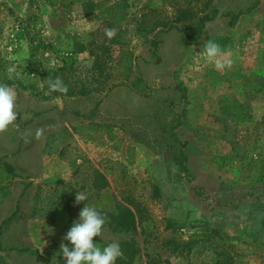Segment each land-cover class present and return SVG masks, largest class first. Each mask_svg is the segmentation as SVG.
I'll return each mask as SVG.
<instances>
[{
    "label": "rangeland",
    "instance_id": "obj_1",
    "mask_svg": "<svg viewBox=\"0 0 264 264\" xmlns=\"http://www.w3.org/2000/svg\"><path fill=\"white\" fill-rule=\"evenodd\" d=\"M212 9L223 17L186 46ZM218 36L234 44L223 72L200 55ZM141 76L160 134L141 135ZM57 77L66 95L49 91ZM0 83L18 112L0 131V264H66L84 203L106 219L94 241L119 242L116 264H264V0H0ZM141 136L187 168L178 194L151 165L141 176Z\"/></svg>",
    "mask_w": 264,
    "mask_h": 264
},
{
    "label": "clouds",
    "instance_id": "obj_2",
    "mask_svg": "<svg viewBox=\"0 0 264 264\" xmlns=\"http://www.w3.org/2000/svg\"><path fill=\"white\" fill-rule=\"evenodd\" d=\"M200 55L205 58L206 63L212 64L221 72L230 68L233 63L230 58H225L228 53L212 39H207L203 43ZM48 89L65 95L68 93L67 85L59 77L49 81ZM15 100V89L0 83V131L6 130L17 119ZM87 199L85 193H76V203H84ZM105 223V216L96 207L84 203L78 219L63 237L68 243L60 245V253L66 258V264H116L117 259L122 256L119 242L114 241L103 247L99 243H94L95 237H101Z\"/></svg>",
    "mask_w": 264,
    "mask_h": 264
},
{
    "label": "crops",
    "instance_id": "obj_3",
    "mask_svg": "<svg viewBox=\"0 0 264 264\" xmlns=\"http://www.w3.org/2000/svg\"><path fill=\"white\" fill-rule=\"evenodd\" d=\"M141 73L145 74V71L142 68H141ZM141 84H142L141 85V135H143L144 133H147V132H154V131L157 134H160V132L163 131V128H161L160 122H156V120H155L156 115L154 114L155 113L154 110L152 108H150L149 111H145L144 108L142 109V107L145 106L146 103L151 104V102L155 99V95H154V93H151L150 91H148L147 93L142 92V90H146V88L148 90H150L149 87L151 88L149 80H147L144 76H141ZM142 86H143V89H142ZM188 125L189 124H184L182 127L183 128L182 130L188 132L189 131ZM165 131H168V130L165 129ZM179 132L180 131L178 129L175 130V133H179ZM150 141H155L154 144L159 149H163V150L165 149L163 156L165 157L166 160L164 162L163 160L160 159L161 158L160 155L158 157L157 156L154 157L152 152L147 151L148 146L153 147V145H148L146 143V141L141 136V145H140V143L133 144L134 147L141 149V156L138 154L136 155L137 156L136 158L139 157V159H140V157H141V176H145L144 170L149 165H151V167H152L150 169L151 176H173V177H171L172 178L171 187L173 188L174 192H177V194H178V192H179L178 185H184L183 181L185 183H187L185 179L180 178L182 176H188V174L186 173L187 168H185V172L183 171V173L178 172L175 163L172 162L171 156L168 155V153L166 151L171 147V144L169 142L164 141L163 138L160 136L157 138V140L155 137V138H153V140L151 138ZM167 164H169V165H167ZM260 228L262 229L261 232L263 234L264 233V227L263 228L260 227ZM26 257H27L26 255L18 256L19 259L20 258H26Z\"/></svg>",
    "mask_w": 264,
    "mask_h": 264
},
{
    "label": "trees",
    "instance_id": "obj_4",
    "mask_svg": "<svg viewBox=\"0 0 264 264\" xmlns=\"http://www.w3.org/2000/svg\"><path fill=\"white\" fill-rule=\"evenodd\" d=\"M42 1H46L48 4L53 5L58 0H42ZM65 1H69V0H65ZM70 1L75 2V1H83V0H70ZM220 17H223V15L218 10L212 9L210 12V15L206 14L202 18H199L198 20H196L192 26H188L187 28H184L190 32V34L184 39L185 45L189 46V45H195L196 43H198V40L200 39L203 33V30L205 28V24L213 21L214 19H218ZM235 18H237V16ZM234 24H235V20H229L230 27H233ZM211 39L215 40L220 45V47L226 52L231 50L232 47L234 46L232 39L229 38L228 36H218V37H213ZM152 44L153 46H155L157 43L154 42ZM153 55L155 56L156 54L153 53ZM109 211L113 219L119 220L120 227L125 228V229L133 228L134 220H133L132 213L130 211L123 210L122 207L116 209L114 206L112 209L110 208ZM94 243H99V242L94 241ZM99 245L103 247L101 243H99ZM22 252H26V251H22ZM119 262H120V259L117 260V263Z\"/></svg>",
    "mask_w": 264,
    "mask_h": 264
}]
</instances>
